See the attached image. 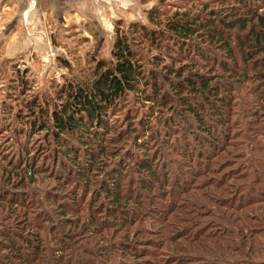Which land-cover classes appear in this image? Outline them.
Masks as SVG:
<instances>
[{
	"label": "trees",
	"instance_id": "obj_1",
	"mask_svg": "<svg viewBox=\"0 0 264 264\" xmlns=\"http://www.w3.org/2000/svg\"><path fill=\"white\" fill-rule=\"evenodd\" d=\"M236 2L224 20L217 18L221 12L204 13L205 3L197 13L178 9L153 29L138 22L126 29L118 21L112 59L98 60L89 80H70L55 102L26 99L31 117L17 115L21 134L43 137L54 160L47 174L39 164L47 154L20 165L0 160V264H264V177L256 176L261 180L250 194L234 178H246L240 167H264V160L228 158L237 143L230 126L235 107L244 101L239 113H249L237 97L247 81L254 85L249 95L264 105V0ZM159 14L151 15L153 23ZM213 48L222 55L209 57ZM63 65L71 69L70 62ZM131 95L159 108L170 95L182 100L181 115L190 112L198 122L183 133V151L170 150L168 136L159 135L149 144L136 136L137 154L131 147L118 153L127 137L116 122ZM131 123L122 129L137 135ZM130 167L144 175L141 189L133 187ZM193 190L196 202L187 196ZM178 210L188 226L167 234ZM213 214L215 227L202 225ZM255 220L262 226H252Z\"/></svg>",
	"mask_w": 264,
	"mask_h": 264
},
{
	"label": "rangeland",
	"instance_id": "obj_2",
	"mask_svg": "<svg viewBox=\"0 0 264 264\" xmlns=\"http://www.w3.org/2000/svg\"><path fill=\"white\" fill-rule=\"evenodd\" d=\"M236 1L20 0L13 3L14 5L10 4L11 6L7 7V4L5 2L2 3L0 0V160L4 161V165L7 163L20 165L24 162H32L34 154H47L46 157L41 159L39 164L43 167L47 166L43 174L49 172L54 160L52 148L44 149L45 147L43 146L47 144L43 137H26L22 135L21 130L23 127L21 126L24 125L21 122L23 120L17 115L20 112H24V121L31 117V115L26 113L28 112L26 99L29 96L37 97L44 104L47 100L55 102L57 91L60 87L67 84L70 80H89L98 60L110 61L116 34L115 25L118 21H122L126 29L133 22L144 24L153 29L159 25V22L164 24L167 16L176 10L180 9V12L187 11L191 14L197 13L202 10L201 8H205V3H208V6L207 11L204 10V13H210L212 10L221 12L220 15L217 14V18L224 20V17H227L224 14L227 10H230L229 7L238 4ZM155 11L163 12V14H159V18H156L157 24L151 20V15H154ZM242 13H245V10H242ZM232 17L235 16H229L228 19L231 20L230 18ZM217 55L220 56L222 54L218 49L213 48L209 57L213 58ZM64 61L70 62L71 69L65 68L63 65ZM200 63L203 64L202 62ZM195 69L197 68L195 67ZM195 69L189 68V71ZM161 70L163 69L161 68ZM201 71L208 72L209 70L204 67ZM21 76L24 77L30 86L28 92L23 91L27 93L26 95L20 90L19 82L21 80L19 78ZM252 86H254L252 82L247 81L245 92L237 94L238 98H245L246 108L249 113H239L245 106L244 101L240 107H235L237 112L232 117L230 126L231 128L234 127L232 139H236L237 143L235 146L230 147L231 153L228 158L231 160L233 158L242 161L253 158L261 160L260 162L264 160V105L258 103L254 93L249 95L247 92ZM181 105L182 100L180 101L177 96L172 98L170 95L166 105L159 108L150 107V103L138 102L131 95L127 104L123 106L125 108L123 113L121 114L122 111L119 112L120 121L117 119L118 121L116 122V126L119 123L121 124L119 125L121 126V128L119 127L120 130H122L121 134L125 138L127 137L119 145L124 148H119L118 153L120 151L125 152L123 154L131 152V147L134 153L137 154L139 151L134 148L133 144V139L136 136L140 137L138 143L144 144L145 141L149 144L152 137L157 138L159 135L160 137L168 136L170 150L183 151L184 144L181 140L183 133L188 132L190 128H197L198 122L190 112H186L185 116L181 115L179 112ZM13 113L16 115H13ZM128 113H131V117H127ZM129 120L132 121L131 126H134L132 130H136L137 135L133 131L127 133V128L122 129V126L127 124ZM141 121H143V124H141ZM251 125L253 129H250ZM240 130V133H236ZM188 134L189 132L186 135ZM1 136L5 137L3 141ZM38 148L41 149L38 150ZM25 149L28 151H25ZM32 153L33 155H31ZM238 153L243 155L242 158L237 157ZM180 158L183 159L182 156ZM49 164H51L50 168L48 167ZM127 167L125 166L124 168ZM181 169L185 171L181 170L184 173L183 176L188 177L187 167L181 166ZM240 170L241 174H247L246 178L242 176L244 178L242 179V177L237 175H234V178L238 183L246 184L247 188L245 190L250 194L249 188L257 180H261V178L256 176L264 177V167H240ZM254 170H256L255 174L252 173ZM134 171L133 187L141 189L142 180L145 177L144 175L139 176L140 172L133 167L129 168L127 175L133 176ZM1 175L2 171H0V179ZM146 180H149V177H146ZM201 180L198 182H201ZM167 187L170 186L167 185ZM193 192L195 190L188 192L187 196H191L196 202ZM175 200L177 204L183 203L184 199L181 193L177 195ZM206 202L208 209L214 206V204ZM185 204L189 207L193 206L192 203ZM215 215L202 217V225L212 221L210 225L215 227L213 224ZM169 218V222L165 227L167 234L177 233L181 227L188 226L181 224V210L176 211ZM252 219V217H249L251 222ZM147 222L146 224L150 225V220ZM231 224V226H241L239 222ZM252 226L260 227L262 225L255 220ZM155 227H157L156 224ZM141 228L143 227L141 226ZM144 234H147V232L143 231L138 239H141ZM174 259L177 258L175 256L170 257L168 263L173 262Z\"/></svg>",
	"mask_w": 264,
	"mask_h": 264
},
{
	"label": "crops",
	"instance_id": "obj_3",
	"mask_svg": "<svg viewBox=\"0 0 264 264\" xmlns=\"http://www.w3.org/2000/svg\"><path fill=\"white\" fill-rule=\"evenodd\" d=\"M16 1H20V0H1L2 3L5 2V4H7V7H10L11 6L10 4L15 3Z\"/></svg>",
	"mask_w": 264,
	"mask_h": 264
}]
</instances>
